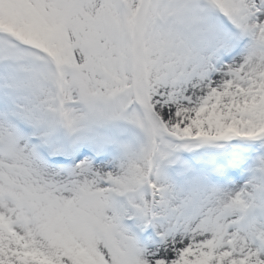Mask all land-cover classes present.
<instances>
[{
	"label": "snow or ice",
	"instance_id": "snow-or-ice-1",
	"mask_svg": "<svg viewBox=\"0 0 264 264\" xmlns=\"http://www.w3.org/2000/svg\"><path fill=\"white\" fill-rule=\"evenodd\" d=\"M0 264H264V0H0Z\"/></svg>",
	"mask_w": 264,
	"mask_h": 264
}]
</instances>
